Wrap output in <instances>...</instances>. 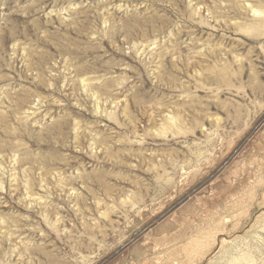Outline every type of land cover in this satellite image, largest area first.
<instances>
[{
  "label": "rangeland",
  "instance_id": "rangeland-1",
  "mask_svg": "<svg viewBox=\"0 0 264 264\" xmlns=\"http://www.w3.org/2000/svg\"><path fill=\"white\" fill-rule=\"evenodd\" d=\"M0 264H264V0H0Z\"/></svg>",
  "mask_w": 264,
  "mask_h": 264
},
{
  "label": "bare ground",
  "instance_id": "bare-ground-1",
  "mask_svg": "<svg viewBox=\"0 0 264 264\" xmlns=\"http://www.w3.org/2000/svg\"><path fill=\"white\" fill-rule=\"evenodd\" d=\"M254 13H255V11H254ZM259 13V12H258Z\"/></svg>",
  "mask_w": 264,
  "mask_h": 264
}]
</instances>
